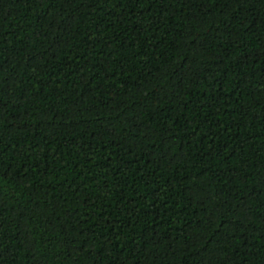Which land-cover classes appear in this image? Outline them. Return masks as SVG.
Masks as SVG:
<instances>
[{"label":"trees","instance_id":"16d2710c","mask_svg":"<svg viewBox=\"0 0 264 264\" xmlns=\"http://www.w3.org/2000/svg\"><path fill=\"white\" fill-rule=\"evenodd\" d=\"M0 264H264V0H0Z\"/></svg>","mask_w":264,"mask_h":264}]
</instances>
